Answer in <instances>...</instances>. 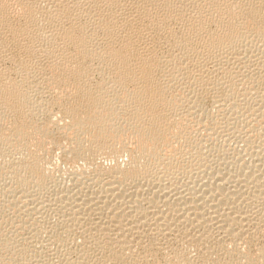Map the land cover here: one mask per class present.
Wrapping results in <instances>:
<instances>
[{"label":"bare ground","instance_id":"bare-ground-1","mask_svg":"<svg viewBox=\"0 0 264 264\" xmlns=\"http://www.w3.org/2000/svg\"><path fill=\"white\" fill-rule=\"evenodd\" d=\"M1 176L0 264H264V0H0Z\"/></svg>","mask_w":264,"mask_h":264},{"label":"rangeland","instance_id":"rangeland-1","mask_svg":"<svg viewBox=\"0 0 264 264\" xmlns=\"http://www.w3.org/2000/svg\"><path fill=\"white\" fill-rule=\"evenodd\" d=\"M207 101H208V100H207ZM209 103H212V101L209 100L208 103H207V105H209V107L211 108V107H212V104H211V106H210ZM55 111H56V114H57V115H58V114H59V116L62 115L61 113H59L58 110L55 109ZM57 111H58V112H57ZM59 119L62 121V122H61V121L59 120V121L61 122V124H63V122L65 121L63 125L66 124V121H67V120L69 121V119L66 118V117H63V119H65V120H63L61 117H60ZM67 123H68V122H67ZM58 131H59V130H57V131L55 130V140H56V142H60V140H62V139L59 138L58 135H57V134L59 133ZM57 132H58V133H57ZM51 154L53 155V156H52V157H53V158H52V162H54V165H57V164H59V165L63 164V165H64V163H65V161H66V158H65L63 155H61L60 150L58 151V147H57V146L53 147V150L51 151ZM59 154H60V155H59ZM60 161H61V162H60ZM63 162H64V163H63ZM55 163H56V164H55ZM60 163H61V164H60ZM1 178H2V179H1ZM1 180L4 181V178H3L2 176L0 177V181H1ZM3 181H2V182H3ZM2 182H0V183H2ZM190 249H191V248H190ZM190 249H189V250H190ZM255 249H256V248H255ZM255 249H254V250H255ZM194 251H195V250L192 248L191 251H189V253L191 252L190 254H192V256H191V255H190V256L195 260L197 256L195 255L196 252L194 253ZM160 252H162V251H160ZM159 256H160V257H159ZM156 257H158V264H164L165 261L163 260V258H165V257H164L163 255H158V256H156ZM194 257H195V258H194ZM156 260H157V259H156ZM150 262H151V260H150ZM160 262H162V263H160ZM209 264H217V263H216V262L213 263V262L211 261V262H209ZM224 264H225V263H224Z\"/></svg>","mask_w":264,"mask_h":264}]
</instances>
